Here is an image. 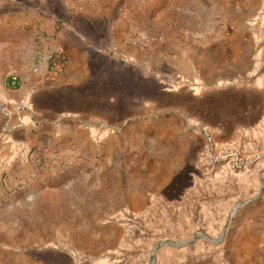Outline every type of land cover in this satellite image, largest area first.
<instances>
[{"label":"rangeland","instance_id":"rangeland-1","mask_svg":"<svg viewBox=\"0 0 264 264\" xmlns=\"http://www.w3.org/2000/svg\"><path fill=\"white\" fill-rule=\"evenodd\" d=\"M85 2L126 38L122 117L79 160L0 165V264H151L191 240L153 264H242L264 206V0ZM29 4L0 0L8 79L36 64Z\"/></svg>","mask_w":264,"mask_h":264},{"label":"crops","instance_id":"crops-1","mask_svg":"<svg viewBox=\"0 0 264 264\" xmlns=\"http://www.w3.org/2000/svg\"><path fill=\"white\" fill-rule=\"evenodd\" d=\"M29 7L40 16L34 62L55 60L64 68L47 76L46 66L35 74L31 63L14 88L7 77L12 66L0 65V165L10 167L50 162L68 152L79 160L96 150L122 117L112 69L121 68L128 45L122 32L113 31L115 19L89 12L78 0H30ZM253 215L241 230L242 264H264V206Z\"/></svg>","mask_w":264,"mask_h":264},{"label":"built area","instance_id":"built-area-1","mask_svg":"<svg viewBox=\"0 0 264 264\" xmlns=\"http://www.w3.org/2000/svg\"><path fill=\"white\" fill-rule=\"evenodd\" d=\"M46 66V75L49 76L53 72L60 71L64 68L62 64L59 63V61L51 60V63H47V61L43 58L39 59L36 65L33 67L32 71L35 74L41 73V71ZM12 84L14 87L20 86V79L17 76L12 77Z\"/></svg>","mask_w":264,"mask_h":264},{"label":"water","instance_id":"water-1","mask_svg":"<svg viewBox=\"0 0 264 264\" xmlns=\"http://www.w3.org/2000/svg\"><path fill=\"white\" fill-rule=\"evenodd\" d=\"M263 192H264V189L261 190V194H263ZM244 203H245V202H244ZM192 242H193V240L188 241V242H186V243H184V244H182V243H177V242H175V241H163L162 243H159V244L157 245V247H156V250H155V252H154V255H153L152 258H151V264H153L154 259H155V254L158 252L159 248H160L162 245H166V244H167V245L184 246V245L191 244Z\"/></svg>","mask_w":264,"mask_h":264},{"label":"trees","instance_id":"trees-1","mask_svg":"<svg viewBox=\"0 0 264 264\" xmlns=\"http://www.w3.org/2000/svg\"><path fill=\"white\" fill-rule=\"evenodd\" d=\"M14 88H19V87H14Z\"/></svg>","mask_w":264,"mask_h":264}]
</instances>
